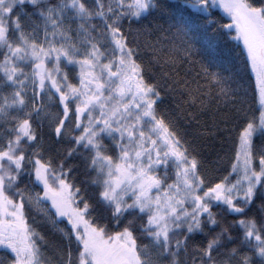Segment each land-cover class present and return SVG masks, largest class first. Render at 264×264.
<instances>
[{"label":"snow or ice","instance_id":"snow-or-ice-1","mask_svg":"<svg viewBox=\"0 0 264 264\" xmlns=\"http://www.w3.org/2000/svg\"><path fill=\"white\" fill-rule=\"evenodd\" d=\"M0 264H264V0H0Z\"/></svg>","mask_w":264,"mask_h":264},{"label":"trees","instance_id":"trees-1","mask_svg":"<svg viewBox=\"0 0 264 264\" xmlns=\"http://www.w3.org/2000/svg\"><path fill=\"white\" fill-rule=\"evenodd\" d=\"M221 47H223V45H221Z\"/></svg>","mask_w":264,"mask_h":264}]
</instances>
